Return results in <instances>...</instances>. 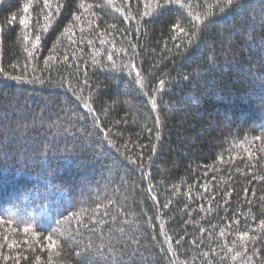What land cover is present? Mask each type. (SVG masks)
<instances>
[{"label": "trees", "instance_id": "1", "mask_svg": "<svg viewBox=\"0 0 264 264\" xmlns=\"http://www.w3.org/2000/svg\"><path fill=\"white\" fill-rule=\"evenodd\" d=\"M0 264H264V0H0Z\"/></svg>", "mask_w": 264, "mask_h": 264}, {"label": "snow or ice", "instance_id": "2", "mask_svg": "<svg viewBox=\"0 0 264 264\" xmlns=\"http://www.w3.org/2000/svg\"><path fill=\"white\" fill-rule=\"evenodd\" d=\"M228 3H231V0H228ZM24 11H27V8H25ZM25 231H27V229ZM48 239L52 240L51 237H48ZM52 243H53V245H55L56 242L53 240Z\"/></svg>", "mask_w": 264, "mask_h": 264}]
</instances>
